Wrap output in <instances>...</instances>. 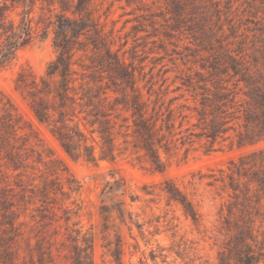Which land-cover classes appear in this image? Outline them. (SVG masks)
I'll return each instance as SVG.
<instances>
[{
  "label": "rangeland",
  "instance_id": "rangeland-1",
  "mask_svg": "<svg viewBox=\"0 0 264 264\" xmlns=\"http://www.w3.org/2000/svg\"><path fill=\"white\" fill-rule=\"evenodd\" d=\"M0 2V264H264V0Z\"/></svg>",
  "mask_w": 264,
  "mask_h": 264
},
{
  "label": "trees",
  "instance_id": "trees-1",
  "mask_svg": "<svg viewBox=\"0 0 264 264\" xmlns=\"http://www.w3.org/2000/svg\"><path fill=\"white\" fill-rule=\"evenodd\" d=\"M6 13L0 2V67L9 63L17 50L31 38L32 26L29 21H6ZM22 40V41H21Z\"/></svg>",
  "mask_w": 264,
  "mask_h": 264
}]
</instances>
